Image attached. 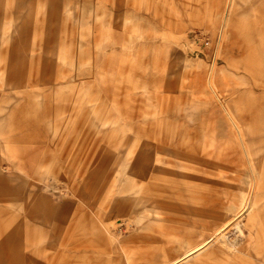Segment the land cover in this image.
<instances>
[{"label":"rangeland","instance_id":"rangeland-1","mask_svg":"<svg viewBox=\"0 0 264 264\" xmlns=\"http://www.w3.org/2000/svg\"><path fill=\"white\" fill-rule=\"evenodd\" d=\"M225 1L0 0V264H264V0Z\"/></svg>","mask_w":264,"mask_h":264},{"label":"bare ground","instance_id":"bare-ground-1","mask_svg":"<svg viewBox=\"0 0 264 264\" xmlns=\"http://www.w3.org/2000/svg\"><path fill=\"white\" fill-rule=\"evenodd\" d=\"M233 0H226L225 3L229 6L230 3H232ZM217 51V49H216ZM216 51H215V54H216ZM213 68V67H212ZM211 68L208 76L206 77V85L209 87V89L211 91H218V89L215 87L214 85V79L218 80L221 82V85L223 87H221V85L219 86L220 88V91L222 90H225L227 91L228 89H232L233 85V81L232 80H227L226 77H225V74H224V69L219 65V66H216L214 67L213 69ZM224 109L226 110V113L228 115V118L230 119V121L232 122V126L234 127V129L237 131V135L241 138L242 142H243V135L245 136V134L247 133L245 131V129L243 127H241L236 120H239V117H238V113H237V108L234 109V108H228L226 109L224 107ZM248 147V146H247ZM243 151L245 153L249 152L247 151L246 149V145L243 143ZM15 166L17 169H19V171L23 172V173H27L26 169L24 168L25 165L22 161L20 160H15ZM252 194H248L246 195L244 198H243V201L240 203V212H242V210L244 209H249L250 207L253 206V200H252ZM204 212L203 209H200L199 211H196V214L197 216L199 214H202ZM239 212V213H240ZM253 224V223H251ZM226 225V221H222L219 225H217L216 227H214L212 229V234H211V237L212 236H215V235H219V233H221L223 227ZM247 230V229H246ZM248 237H250V233L249 232H246ZM205 239V238H204ZM202 240L200 241V243H196V244H192L190 245L184 252H183V255L178 257V256H173V257H170L166 260H164L163 262H161L160 264H175L177 263L180 259L188 256L189 254H192L193 252H196L197 250H199L200 248H202L211 238H208L207 240ZM230 245L233 247V248H236V242L234 241H231L230 242ZM237 249V248H236Z\"/></svg>","mask_w":264,"mask_h":264}]
</instances>
